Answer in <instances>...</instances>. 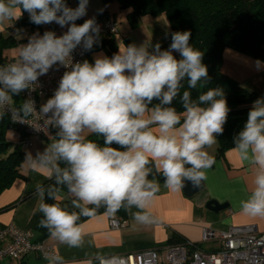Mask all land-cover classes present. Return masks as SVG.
I'll list each match as a JSON object with an SVG mask.
<instances>
[{
    "label": "clouds",
    "instance_id": "obj_1",
    "mask_svg": "<svg viewBox=\"0 0 264 264\" xmlns=\"http://www.w3.org/2000/svg\"><path fill=\"white\" fill-rule=\"evenodd\" d=\"M88 6L89 0H78L75 8L67 0H0V24L27 12L29 22L38 27L55 23L66 29L60 35L51 30L32 33L18 45L17 58L0 65V120L9 114L20 123L33 117L35 101L25 99L16 108L13 97L34 91L39 77L54 66L66 69L54 94L39 107L43 123L58 130L57 139L43 153H27L25 160L33 169L48 168L56 185L65 186L74 197L73 206L79 211L69 212L59 203L44 202L45 195L59 199L56 187L45 190L35 185L42 214L38 226L70 248L84 246L82 217L91 218L102 207L109 216L123 208L137 223L155 222L148 209L160 186L149 179L150 164L171 191L186 182L199 188L205 170L215 163L206 149L223 134L231 111L223 88L207 87L211 77L203 63L204 52L190 43L191 31L172 32L167 49L159 42L133 43L119 46L111 57L98 53L92 62L74 61L78 48L83 55L101 43L95 17L77 23L87 16ZM255 67L264 68V61L257 59ZM185 82L189 90L181 93ZM198 86L207 90L193 99L190 90ZM177 97L182 112L172 106ZM154 100L159 103L149 107ZM93 134L103 137V146L88 138ZM233 146L243 161L256 168L253 187L240 200V210L264 218V96L253 101ZM61 162L66 167H60ZM45 259L48 264H64L60 256ZM96 260L125 264L118 254H98Z\"/></svg>",
    "mask_w": 264,
    "mask_h": 264
},
{
    "label": "crops",
    "instance_id": "obj_2",
    "mask_svg": "<svg viewBox=\"0 0 264 264\" xmlns=\"http://www.w3.org/2000/svg\"><path fill=\"white\" fill-rule=\"evenodd\" d=\"M70 0L69 6L75 8L78 1ZM87 15L77 23H83L85 19L97 17L106 11V17L118 22V33L114 36L116 48L119 46L135 43L136 45L161 44V48L168 39L169 25L166 17L161 14L155 17L142 16L137 27L132 28L127 19V9H121L119 5L114 6L113 1ZM29 17L24 12L22 17ZM21 18L13 22L0 24V35L11 36L15 43L5 48L2 52L5 63L12 62L17 58L18 45L27 42V38L34 32L41 34L46 30L55 31L60 35L66 29H61L55 23L36 26L29 23L23 24ZM17 30H20L19 32ZM108 54L106 49L100 45L96 47L89 58L93 61L95 54ZM256 59L246 56L238 51L226 48L223 52L221 70L223 73L235 79L239 85L249 91L257 93L258 98L264 96V68L257 70ZM45 98L40 99V104L45 103ZM23 102L22 96H14L13 104L20 106ZM18 130V129H17ZM155 130V129H154ZM19 141L10 143V150L20 145L21 140H29L27 146H21L24 151V160L20 165V173L23 177L16 179L13 184L0 193V208L9 206L0 212V226L14 224L20 229L31 233V239L37 241L39 237L38 224L40 220L39 203L40 198L35 192L36 184H43L51 173L48 168L33 169L30 162L25 160L26 154L35 156L38 152L43 153L47 147L57 139L54 126H51L41 139H34L25 135ZM87 135V133H86ZM206 151L215 159L214 165L206 169V179L202 190L188 197L181 188L178 191L169 190L163 181L159 183L160 190L152 200L149 211L155 218L152 224H140L134 221L130 212L126 211V217L120 218L115 215L98 213L91 218L83 220V231L85 233V244L82 248H70L51 238L49 235L42 242L44 245L52 246L62 257L64 264H98V254L108 256L112 254L124 255L136 250L154 247L163 253L165 246L173 244L172 238L181 239L188 249L200 248L206 251H215L222 245L220 238L215 237L208 241H202L203 229L210 228L215 232L226 229L230 225L255 224L260 231H264V218L251 217L241 212L239 202L246 198L247 193L253 187L252 181L256 171L255 166H250L243 161L234 148L227 149L221 156H216V143ZM66 196L72 197L70 193ZM214 199L227 206L216 212L206 207V202ZM136 209L133 208L132 212ZM110 218L123 221L120 227H112ZM195 245V246H194ZM0 264H48L47 260L40 259L31 252L18 260L4 259Z\"/></svg>",
    "mask_w": 264,
    "mask_h": 264
},
{
    "label": "trees",
    "instance_id": "obj_3",
    "mask_svg": "<svg viewBox=\"0 0 264 264\" xmlns=\"http://www.w3.org/2000/svg\"><path fill=\"white\" fill-rule=\"evenodd\" d=\"M78 1V0H76ZM112 0H102L106 5ZM121 9H127V19L132 28L137 27L142 16L155 17L163 14L169 25L168 39L162 46L167 49L171 43V33L176 31H191L190 43L193 47L204 52L203 63L208 67V74L211 77L207 87H222L229 108L228 119L224 125V132L217 136L216 156H221L227 149L234 148L233 137L243 128L247 120L248 112L253 101L258 98L254 91H249L239 85V83L223 73L221 70L223 52L226 48L238 51L253 59L264 61V0H116ZM70 0H67L69 4ZM106 17V11L101 12L96 20ZM23 24H31L29 17H22ZM13 37H3L0 35V65L5 64L2 52L5 48L14 45ZM101 45L106 49L108 54H113L116 44L113 36L102 40ZM177 59L180 58L178 53H173ZM207 87L191 89L193 99L207 90ZM187 89L185 82L184 89ZM22 95L20 94L19 97ZM159 101L154 100L152 105L155 106ZM178 112H182V105L177 97L173 105ZM13 126L8 117L5 116L0 120V193L8 189L13 182L23 177L20 173V165L24 160V151L18 144L10 150V143L6 139L7 128ZM88 138L98 142L103 146V137L95 134ZM112 147H118L113 144ZM60 167H66L61 162ZM153 168L149 179L159 180L162 176ZM54 171V170H53ZM52 185L58 189L59 199L56 201L49 200L47 195L44 197L46 203H59L67 211L78 212L73 206L74 197L66 196L65 186L56 185L55 175L51 176L42 184L45 190ZM9 206L0 208V212L6 210ZM104 208H100L98 213H104ZM115 216L120 218L126 217V211L122 208ZM42 214L40 213V219ZM87 218H83L85 220ZM39 237L41 241L49 234L44 228L38 226ZM182 241L173 239L172 243ZM185 244V242L183 243ZM195 246V245H194ZM192 249V248H191ZM190 249V250H191Z\"/></svg>",
    "mask_w": 264,
    "mask_h": 264
},
{
    "label": "built area",
    "instance_id": "obj_4",
    "mask_svg": "<svg viewBox=\"0 0 264 264\" xmlns=\"http://www.w3.org/2000/svg\"><path fill=\"white\" fill-rule=\"evenodd\" d=\"M96 21L101 26V43L103 39L109 36L114 37L118 33V22L115 19L103 17ZM96 47L98 46L94 45L91 51L85 52L83 55L78 48L73 53L74 61L88 59ZM65 70L64 67H59L57 70L54 66L46 75L39 77V86L34 91L27 90L21 93L23 101L29 98L35 101L37 113L24 123L13 122L10 114L6 115L16 129L34 139H41L45 136L51 126L45 125L43 117L39 114L40 99L47 100L54 94ZM13 107L18 108L19 106L13 104ZM28 143L29 140L26 139L20 145L27 146ZM123 223V221L110 218L112 227H120ZM215 237L220 238L222 242L221 247L215 251H206L200 248L189 250L186 244L174 243L165 246L163 253L154 247H149L120 256L124 257L125 264H264V231H260L255 224L230 225L218 232L210 228L203 229L202 241H208ZM31 252L42 260H46L45 256H58L52 246L33 241L29 231L20 229L14 224L0 226V262L4 259L18 260Z\"/></svg>",
    "mask_w": 264,
    "mask_h": 264
},
{
    "label": "rangeland",
    "instance_id": "obj_5",
    "mask_svg": "<svg viewBox=\"0 0 264 264\" xmlns=\"http://www.w3.org/2000/svg\"><path fill=\"white\" fill-rule=\"evenodd\" d=\"M112 1L115 4L114 6H117V4H118L117 1L116 0H112ZM73 2L75 4L74 0H73ZM102 6L103 5H102L100 0H89V6H88L87 15H90V13L93 14L94 11L98 10V8L102 7ZM5 135H6V139L10 143L17 142L23 137L20 134V131L17 130L14 126H11V127L7 128ZM22 141L23 140H21L19 143L21 144Z\"/></svg>",
    "mask_w": 264,
    "mask_h": 264
},
{
    "label": "water",
    "instance_id": "obj_6",
    "mask_svg": "<svg viewBox=\"0 0 264 264\" xmlns=\"http://www.w3.org/2000/svg\"><path fill=\"white\" fill-rule=\"evenodd\" d=\"M159 181H163V177H161L159 179ZM204 187V182H201V186L199 188H192L191 184L186 182V186L183 187V192L186 196L191 197L192 195L196 194L197 192H199L200 190H202ZM227 206V204L224 203H219L218 201L214 200V199H209L206 202V207L213 210V211H220L222 209H224Z\"/></svg>",
    "mask_w": 264,
    "mask_h": 264
}]
</instances>
